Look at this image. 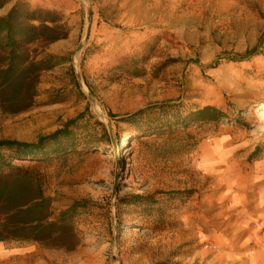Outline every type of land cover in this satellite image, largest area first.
<instances>
[{
	"label": "rangeland",
	"instance_id": "1",
	"mask_svg": "<svg viewBox=\"0 0 264 264\" xmlns=\"http://www.w3.org/2000/svg\"><path fill=\"white\" fill-rule=\"evenodd\" d=\"M26 1L69 34L34 105L0 112V140L78 119L74 149L41 165L54 218L80 203L78 244L2 243L0 264H255L243 242L264 186V42L233 60L264 38V0ZM207 105L227 117L178 123Z\"/></svg>",
	"mask_w": 264,
	"mask_h": 264
},
{
	"label": "trees",
	"instance_id": "2",
	"mask_svg": "<svg viewBox=\"0 0 264 264\" xmlns=\"http://www.w3.org/2000/svg\"><path fill=\"white\" fill-rule=\"evenodd\" d=\"M11 1L0 0V10ZM68 34V26L57 13L33 7L26 0H14L8 12L0 16V112L3 115H16L34 105L42 74L61 60L47 49L55 42L66 40ZM263 42L264 38L259 37L252 49L233 61L256 55ZM140 114L142 111L130 118L137 120ZM224 117H227L225 111L207 105L180 116L178 123L183 126L214 123ZM77 120L67 121L62 129L35 142L0 140V243L29 242L67 250L78 244L73 221L80 203H73L54 218L52 198L46 194V176L41 170L45 160L74 149Z\"/></svg>",
	"mask_w": 264,
	"mask_h": 264
},
{
	"label": "crops",
	"instance_id": "3",
	"mask_svg": "<svg viewBox=\"0 0 264 264\" xmlns=\"http://www.w3.org/2000/svg\"><path fill=\"white\" fill-rule=\"evenodd\" d=\"M58 42L51 44L47 52L53 54V46H56ZM245 220L244 226L248 229L249 234L246 236L247 238L245 237L243 244L253 242L255 245L253 250L255 257L253 259L254 263L264 264V186L259 191L255 207L251 209V212L248 213Z\"/></svg>",
	"mask_w": 264,
	"mask_h": 264
},
{
	"label": "bare ground",
	"instance_id": "4",
	"mask_svg": "<svg viewBox=\"0 0 264 264\" xmlns=\"http://www.w3.org/2000/svg\"><path fill=\"white\" fill-rule=\"evenodd\" d=\"M261 121H264V103L260 104L255 110Z\"/></svg>",
	"mask_w": 264,
	"mask_h": 264
},
{
	"label": "water",
	"instance_id": "5",
	"mask_svg": "<svg viewBox=\"0 0 264 264\" xmlns=\"http://www.w3.org/2000/svg\"><path fill=\"white\" fill-rule=\"evenodd\" d=\"M88 36V33L86 34V37ZM78 79H79V75H78ZM88 95H90V93H87Z\"/></svg>",
	"mask_w": 264,
	"mask_h": 264
}]
</instances>
